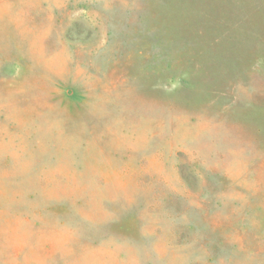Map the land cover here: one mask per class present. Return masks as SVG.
Masks as SVG:
<instances>
[{
    "label": "rangeland",
    "instance_id": "rangeland-1",
    "mask_svg": "<svg viewBox=\"0 0 264 264\" xmlns=\"http://www.w3.org/2000/svg\"><path fill=\"white\" fill-rule=\"evenodd\" d=\"M0 264H264V0H0Z\"/></svg>",
    "mask_w": 264,
    "mask_h": 264
}]
</instances>
